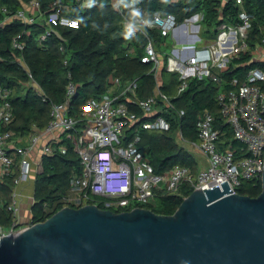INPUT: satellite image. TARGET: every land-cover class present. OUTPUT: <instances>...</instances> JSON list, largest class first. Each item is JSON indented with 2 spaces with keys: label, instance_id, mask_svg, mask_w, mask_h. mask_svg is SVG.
Masks as SVG:
<instances>
[{
  "label": "built area",
  "instance_id": "obj_1",
  "mask_svg": "<svg viewBox=\"0 0 264 264\" xmlns=\"http://www.w3.org/2000/svg\"><path fill=\"white\" fill-rule=\"evenodd\" d=\"M228 1L223 0V3ZM235 2L240 7L235 23L223 21L208 28L203 25L205 14L202 11L182 21L174 14L142 11L144 21L151 20V26L136 16L124 18L122 31L129 41L135 43L139 37L145 40L138 46L132 44L127 54L134 56L138 48L143 49L141 61L150 64L155 80L153 94L140 98L137 78L123 83L121 78L114 77L101 97L89 99L80 115L74 116L71 100L76 86L70 80L65 100L52 104L49 124L44 130H35L27 146H19L20 137L8 128L13 119L11 91L0 85V176L14 175L12 201L8 207L14 222L8 229L0 226L1 239L26 227L20 217L21 188L33 184L29 197L32 206L35 179L42 172L43 158L65 153L66 142L78 155L82 172L71 180L66 194L61 197L59 204L63 207L95 204L89 202L97 196L108 199L105 209L125 211L141 207L139 205L154 206L158 193L173 192L183 185H188L192 191L216 185L222 190L221 183L227 182L231 193H238L244 181L262 177L264 69L251 68L242 79L226 80L223 77L233 60L249 51L252 61L264 60V47L257 46L251 50L248 44L251 14L243 7L244 0ZM98 4L99 0H93L91 4L90 0H72L70 4L55 0L48 14L41 11L36 0L15 12L3 7L0 28L13 20L40 24L44 32L37 42L44 47V42L54 34L56 27L79 28V20L70 13ZM113 4L115 10L123 14L121 0H113ZM219 13L222 19L221 9ZM129 24L134 26L131 37L128 36ZM262 42L264 44V38ZM25 45L20 34L12 39L13 50L22 52ZM17 64L27 72L30 85L46 101L24 58L20 57ZM64 64L68 65L67 59ZM163 72L175 74L178 79L174 97L182 94L194 80H207L220 87L216 102L223 122L218 123L211 112L204 111L196 122L197 140L186 139L181 129L176 131L179 144L195 155L200 154V167L196 174L182 165H175L166 173H157L140 148L141 130L169 131L172 127L169 115L184 113L172 104V96L162 90ZM68 77L71 78L70 72ZM134 108L142 111V115ZM225 125L232 130V141L226 136ZM38 146H41L38 155L32 156ZM57 209H61L58 204L44 206L47 215Z\"/></svg>",
  "mask_w": 264,
  "mask_h": 264
},
{
  "label": "trees",
  "instance_id": "obj_2",
  "mask_svg": "<svg viewBox=\"0 0 264 264\" xmlns=\"http://www.w3.org/2000/svg\"><path fill=\"white\" fill-rule=\"evenodd\" d=\"M33 0H0L1 9L6 7L11 12L22 9ZM40 3L41 11L48 14L55 0H36ZM65 4L72 0H61ZM141 12H160L174 14L179 21L195 12L205 14L203 25L208 28L220 22L235 23L240 7L235 0L223 3V0H140L136 5ZM244 9L251 14L252 25L249 29L248 44L253 50L263 46L264 38V0H244ZM222 19H220V11ZM79 22V28L56 27L62 39L52 34L44 47L39 46L37 39L44 32L40 24H24L13 20L4 28H0V85L11 91L10 102L13 107V119L9 127L17 137L27 138L35 130H44L50 122L52 104L62 103L66 96V87L70 80L76 86V92L71 100V113L79 116L89 99L99 98L107 90L111 78L119 77L123 83L137 78L138 96L147 98L155 88L154 76L150 72V64L143 63V49L138 48L134 56L127 54L132 45L144 43L139 37L131 43L123 34L124 18H134L135 13L124 7L123 14L118 13L113 0H99L94 7L75 10L70 13ZM18 34L23 36L26 45L22 52L13 50L12 39ZM63 47V50H61ZM23 57L28 65L33 80L41 87L43 101L37 91L30 85V77L22 69L17 60ZM68 60V65L64 60ZM264 69L263 61H252L251 52L235 58L223 77L242 79L251 68ZM71 73V78L68 73ZM162 90L171 95V102L177 109L183 110L180 116L170 114L172 127L169 131L141 130L140 148L144 150L153 169L157 173H166L175 165L189 167L196 174L200 167V159L193 152L178 143L176 131L181 129L186 139L197 140L196 122L204 111L211 112L218 123L223 122L216 96L220 91L217 83L207 80L191 81L188 88L179 96L174 97L178 85L175 74L162 73ZM134 110L142 115V111ZM173 117V118H171ZM228 139L232 141V130L228 125L223 126ZM234 145L237 142L233 140ZM65 153H57L43 158L42 172L36 176L34 186V203L31 206L30 223L45 221L51 215L44 212V206L58 204L66 194L71 180L79 176L82 166L72 145L66 142ZM14 175L0 176V226L8 229L13 225L14 218L8 211L12 201ZM262 190L261 178L244 181L238 193L257 197ZM192 189L183 185L173 192H160L154 206L139 205L151 209L160 215H172L182 201L188 197ZM108 199L93 197L89 203H95L104 209ZM58 210V209H57ZM131 210L127 208L125 211ZM119 213L120 209H113Z\"/></svg>",
  "mask_w": 264,
  "mask_h": 264
},
{
  "label": "water",
  "instance_id": "obj_3",
  "mask_svg": "<svg viewBox=\"0 0 264 264\" xmlns=\"http://www.w3.org/2000/svg\"><path fill=\"white\" fill-rule=\"evenodd\" d=\"M261 180L257 197L227 182L194 190L172 215L63 207L0 238V264H264Z\"/></svg>",
  "mask_w": 264,
  "mask_h": 264
},
{
  "label": "crops",
  "instance_id": "obj_4",
  "mask_svg": "<svg viewBox=\"0 0 264 264\" xmlns=\"http://www.w3.org/2000/svg\"><path fill=\"white\" fill-rule=\"evenodd\" d=\"M30 137L27 138H20L18 141L19 146H27L30 141ZM41 146H38L34 152L32 153V156H36L39 153V149ZM200 159V157H199ZM32 186L33 184H26L21 188V191L23 193L22 197V203H21V223H23V226H27L30 219H31V200L29 199L30 194L32 193Z\"/></svg>",
  "mask_w": 264,
  "mask_h": 264
},
{
  "label": "clouds",
  "instance_id": "obj_5",
  "mask_svg": "<svg viewBox=\"0 0 264 264\" xmlns=\"http://www.w3.org/2000/svg\"><path fill=\"white\" fill-rule=\"evenodd\" d=\"M91 2H93V0H90V4ZM121 3L125 8L131 9L135 13V16L139 17L143 22L147 24V26H151L152 21L151 20L144 21L141 10L138 7H136V5L140 3V0H121ZM133 27H134L133 24H129L128 26L129 37H131L132 35Z\"/></svg>",
  "mask_w": 264,
  "mask_h": 264
},
{
  "label": "rangeland",
  "instance_id": "obj_6",
  "mask_svg": "<svg viewBox=\"0 0 264 264\" xmlns=\"http://www.w3.org/2000/svg\"><path fill=\"white\" fill-rule=\"evenodd\" d=\"M200 155V154H197V156Z\"/></svg>",
  "mask_w": 264,
  "mask_h": 264
}]
</instances>
